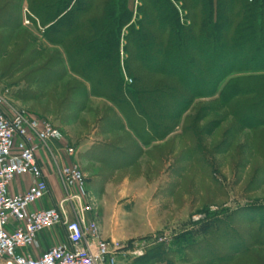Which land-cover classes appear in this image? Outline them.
Returning a JSON list of instances; mask_svg holds the SVG:
<instances>
[{
    "label": "trees",
    "instance_id": "1",
    "mask_svg": "<svg viewBox=\"0 0 264 264\" xmlns=\"http://www.w3.org/2000/svg\"><path fill=\"white\" fill-rule=\"evenodd\" d=\"M138 1L133 12L130 0H0V32L8 33L0 57L14 49L25 56L19 68L30 69L22 79L33 90L19 99L55 104L53 91L72 78L66 96L106 101L119 116L108 129L128 130L143 147L175 133L194 101L215 96L225 106L238 100L231 113L241 129L264 128V0ZM23 20L42 50H30ZM103 155L115 167L135 158ZM245 209L203 222L211 243L190 244L186 264H264V206ZM236 221L241 229L230 227ZM167 255L161 244L144 260Z\"/></svg>",
    "mask_w": 264,
    "mask_h": 264
},
{
    "label": "rangeland",
    "instance_id": "2",
    "mask_svg": "<svg viewBox=\"0 0 264 264\" xmlns=\"http://www.w3.org/2000/svg\"><path fill=\"white\" fill-rule=\"evenodd\" d=\"M130 3L135 12L139 1L130 0ZM22 30L26 42L34 41L30 50H42L46 46L38 30L29 23L25 25L24 20ZM7 34L0 32V37ZM10 51L0 57V109L47 119L65 140L81 137V146L87 141L86 148L91 149V154L82 159L93 163L92 167L97 163L103 166L98 172L96 170L102 181L113 180L115 176L119 181L124 173H109L115 171L117 163L103 155L109 150L125 152L126 134L111 131L106 125L107 119L116 116L105 110L98 120L100 114L93 112L88 100L66 96V91L77 86L72 78L53 91L55 104L45 100L39 103L21 101L19 98H27L26 94L33 90L26 79H22L30 69L19 68L16 61L25 56L14 49ZM44 54H50V50ZM70 100L76 105L69 106ZM237 101L227 106L219 102L217 96L194 101L191 110L179 121L172 141L155 148L151 154L156 162L130 172L132 179H141L140 187L135 185L136 193L93 197L100 230L115 232L118 240L114 241L126 247L127 255L118 264H186L188 259L194 260L191 249L186 251L190 244L199 248L206 242L211 243L201 233L203 222L212 218L225 220L227 215L245 208L264 206L261 173L264 169V128L241 129L231 113ZM69 147L74 146L69 144ZM170 150L172 157H169ZM152 180L158 181L153 183ZM229 224L231 228L241 229L237 221ZM241 224L244 229L248 228L247 224ZM187 233L190 235L184 236ZM162 236L166 237L164 243L154 241ZM161 244L169 255L159 260H144ZM180 257L185 258V262Z\"/></svg>",
    "mask_w": 264,
    "mask_h": 264
},
{
    "label": "built area",
    "instance_id": "3",
    "mask_svg": "<svg viewBox=\"0 0 264 264\" xmlns=\"http://www.w3.org/2000/svg\"><path fill=\"white\" fill-rule=\"evenodd\" d=\"M63 139L47 119L0 109V264H118L126 257L123 244L103 238L96 201L87 195L86 178L77 165L58 169L65 196L57 206L33 209L48 193L38 151ZM64 152L74 155L69 147ZM23 176L31 178L28 190L10 195L12 181ZM57 230L62 240L42 250L39 236ZM154 241L164 243L166 237Z\"/></svg>",
    "mask_w": 264,
    "mask_h": 264
},
{
    "label": "crops",
    "instance_id": "4",
    "mask_svg": "<svg viewBox=\"0 0 264 264\" xmlns=\"http://www.w3.org/2000/svg\"><path fill=\"white\" fill-rule=\"evenodd\" d=\"M88 103L89 107L93 108L92 110L94 113L98 112V114H100L98 120L101 119L105 110L110 111L111 114L116 116V118H119L113 107L102 99L91 98L88 100ZM101 107H105V109L103 110ZM20 108L22 110L25 109L22 107ZM118 132L124 135L126 134L125 136L128 138V143H124L125 146H123L124 151L127 152V156L135 157L132 159V161L126 160L123 165H118L115 167L119 169L109 172L111 174L116 172L124 173L119 181H117L118 176H115L113 180L102 181L96 174L103 166L97 163L95 167H92L90 164L93 163H91L89 160L82 159L83 157L91 154V149L86 148L85 143H88L87 141L83 142L84 145L81 146V137H72L68 140L66 138V140L63 139L62 143L52 142L49 144H43L38 151L37 160L42 170L43 177L47 183L48 193L43 200L33 207V209L47 210L57 206V204L63 199V196H65L63 186L58 176V169L60 167L72 165H77L85 175L86 193L88 196H126L129 195L131 191L136 193L135 185L140 187L141 179H132L133 177L130 175V172L132 169L144 168L146 163L154 164L156 162V158L151 156V154L155 151V148H161L163 145H167L168 142L172 141L175 133L169 135L163 141L152 143L147 147H143L128 130L125 129ZM69 144H73L74 146L72 148L74 150V155L71 157H68L64 152V149L68 148ZM127 149H131V151ZM172 156L173 151L170 150L169 157ZM88 166L91 167V169ZM152 181L153 183H156L158 180ZM30 182L31 178L29 176L15 178L9 186V194L17 195L19 193H25L29 188ZM58 232L60 233L59 235L57 234ZM101 232L104 239L113 241L118 240L116 239L118 236L115 235V232H107L103 229ZM62 236L63 234L59 230L40 235L38 239L42 250L60 242L63 238Z\"/></svg>",
    "mask_w": 264,
    "mask_h": 264
}]
</instances>
